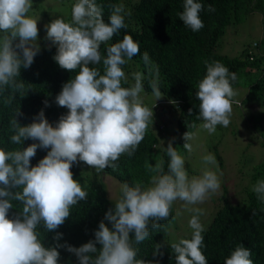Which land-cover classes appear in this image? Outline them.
I'll use <instances>...</instances> for the list:
<instances>
[{
  "label": "clouds",
  "instance_id": "1",
  "mask_svg": "<svg viewBox=\"0 0 264 264\" xmlns=\"http://www.w3.org/2000/svg\"><path fill=\"white\" fill-rule=\"evenodd\" d=\"M208 1L183 0L179 19L193 32L204 26L200 18L204 7L208 11L215 10ZM32 9L33 0H0V90H23L25 85L19 78L20 70L29 68L40 51L37 42L40 17ZM130 14L123 4H115L105 22L103 9L95 0H75L70 21L57 17L46 25L43 46H56L53 59L60 68L75 75L62 85L55 97L56 104L67 109L55 125L46 119L43 109L31 123L21 125L16 119L19 114L16 110L10 121L9 137L10 144L15 147L0 146V264H59L57 249L60 247L74 253L79 264H152L138 258V245L170 214L174 222L168 226L169 239L162 241L170 244L175 264H207L203 252L207 229L210 224L229 223V212L234 219H243L228 232L225 242H234L225 252L224 264H264V251L256 248L261 244L246 247L236 244L244 223L259 226L264 223V159L250 168L247 166L246 170L240 164L235 168L241 174L240 184L245 179L248 182L241 194L228 197L225 189L228 179L220 181L217 171L208 167L217 164L214 154L203 155L205 167L201 174L190 176L185 158L171 142L161 147L166 148L169 158L167 170L161 158L154 166L149 165L152 175L147 185L124 182L115 202L108 200L114 207L105 212L104 220L111 223V229L101 220L94 232L95 239L82 240L81 245L76 243L77 247L66 243L45 247L42 243L38 229L42 226L45 231L56 230L69 217L73 206L87 198L88 192L80 179L89 180L90 175H99L108 167L116 168L122 155L135 153L149 127L159 138L164 136L162 130L168 121L159 114V108L153 112L154 104L145 105L140 95L142 90L149 93L144 89L147 76L140 75V84L130 86L126 80L129 72L123 70V65L139 53L138 42L124 35L121 40L109 44L125 27L124 18ZM258 40L252 42L249 59L253 54L263 55ZM102 44L107 45L103 57ZM101 62L103 73L90 67ZM204 64L206 73L196 86L198 118L203 121L201 127L213 134L218 126L227 127L231 122L237 95L233 84L237 75L218 60H206ZM153 91L156 100L162 96L157 85H153ZM44 104L49 106L47 100ZM246 105L258 109L255 103ZM157 118L161 120L158 124ZM26 139L34 142L21 148ZM191 139V133L185 132L183 155L192 151L188 143ZM173 140L177 142L176 134ZM38 148L48 151L37 164L31 165L30 160ZM161 148L159 150H163ZM219 189L220 194L209 200L203 212L200 208L191 209L194 215L187 228L175 222L181 201L188 205L201 204ZM242 191L254 192L261 208H252L246 215L243 200L246 194ZM14 201L18 202L20 212L10 218L9 210ZM228 204L232 207L228 208ZM181 235L185 237L177 242L170 241ZM259 235L264 239V224ZM61 236L57 232L54 239L58 241ZM159 247L156 245L151 257L156 259Z\"/></svg>",
  "mask_w": 264,
  "mask_h": 264
},
{
  "label": "trees",
  "instance_id": "2",
  "mask_svg": "<svg viewBox=\"0 0 264 264\" xmlns=\"http://www.w3.org/2000/svg\"><path fill=\"white\" fill-rule=\"evenodd\" d=\"M74 2L75 0H69L68 3L61 2L64 7V17L61 18L66 21L71 20L69 14ZM95 3L102 7L105 22L108 21L112 5L123 4L126 12L131 13L124 18L125 27L109 41V44L121 40L124 35H130L138 42L139 53L123 65V70L129 73L137 70L141 76H147L148 80L144 84V89L149 93H154L153 85L159 87L163 96L162 104L169 105L167 108H159V114L170 118H166V121L175 122L177 142L172 144L180 154L185 152L184 133H190L197 124L203 123L198 118L199 100L196 97V86L206 73L204 61L218 60L229 71L235 72L237 80L233 87L243 84L244 77L251 79L244 83L246 95L242 103H255L260 106L264 102V6L260 4V0H209V5H212L215 10L208 11V8L204 7L200 13L204 26L197 32L186 27L179 19L178 14L183 11V0H95ZM255 10H261V13L253 12ZM250 12L256 14L257 29L260 28V24L262 25V34L257 44L263 51L262 56L253 54L251 59L248 52L252 48L253 39L249 42L237 39V32L240 30L238 24H241L243 16ZM245 20L246 18L244 22H249ZM148 31L151 34H148ZM45 37L37 41L40 44V51L34 57L31 66L20 70L19 78L25 85L24 89L19 92L10 88L0 90V146L15 147L10 144L9 137L11 135L10 121L16 110L19 113L16 119L21 125L31 123L41 109L44 110L46 119L53 125L61 115L67 112L66 108L56 104L55 97L61 91L62 85L73 78L75 73L59 67L53 59L56 46L51 48L43 46ZM106 47L107 45L104 44L100 46L102 57L106 55ZM234 47L240 50L231 55L229 50ZM90 67H96L103 73L102 62ZM122 85L125 87L123 83ZM45 100L48 101L47 107L44 104ZM159 137L149 127L133 155H122L116 162V168L108 167L98 174L102 178L109 176L120 184L127 182L131 185L135 182H143L147 185L152 175L148 170L149 165L154 166L162 158L167 170L169 158L166 155V149L159 150L156 146ZM33 142L31 139H26L20 147H26ZM47 151L48 149L38 148L30 164H37ZM99 177L93 178L92 181L77 180L86 189L88 196L73 206L69 217L61 226L54 231H45L42 226L38 229L45 247H55L57 243L77 247L76 243L81 245L82 240L95 239L94 232L98 230L99 222L104 220L105 212L114 207L103 192L99 191L100 187L103 190V183ZM97 181H100L99 184L96 183ZM242 192L246 194L243 197L244 207L247 208L246 215L252 208H261L255 201L257 196L254 192ZM230 207L232 205L228 204V208ZM19 212L18 202L14 201L13 207L9 210V217H14ZM242 219H234L229 212V223L222 226L209 225L205 236L206 245L203 248L207 264H224L227 256L225 252L234 242H225L228 232ZM172 221L174 222V217L170 214L167 220L159 222L160 226L153 229L149 238L138 245V258L150 261L152 264H175V255L170 244L162 241L169 239L168 226ZM104 222L111 229V223L107 220ZM263 224L259 226L244 223L241 228V238L236 244L240 243L244 247L248 244L255 246L261 244L256 248L264 251V239L259 235V229ZM57 232L62 234L58 241L54 239ZM156 245L160 247L155 252V259L151 257V254L156 249ZM57 250L60 253L59 264H79L76 255L67 251L65 247Z\"/></svg>",
  "mask_w": 264,
  "mask_h": 264
},
{
  "label": "rangeland",
  "instance_id": "3",
  "mask_svg": "<svg viewBox=\"0 0 264 264\" xmlns=\"http://www.w3.org/2000/svg\"><path fill=\"white\" fill-rule=\"evenodd\" d=\"M62 1L68 3L69 0H33L32 12L40 17L38 20V23H40V25H38V40L46 36V25L51 20L57 17H64ZM260 4L264 6V0H260ZM245 18L249 20V22H244ZM242 19L243 21L241 24H238L240 30L237 32V39L246 42L252 39L253 41L258 40L262 34V25L260 24V28L257 29L256 14H247L243 16ZM239 45L241 44L239 43ZM238 50H240L238 47H234L233 49L230 48L229 53L233 55L234 52L236 53ZM140 78V73L137 70H132L130 73L126 74V80L130 86H134L137 83L140 84ZM249 81H251L250 78L244 77L243 84L234 86L237 95L234 98L235 102L233 104V112L229 126H218L215 133L209 134L207 130L201 127L202 123L197 124L195 129L190 132L192 139L188 141V143L192 145V151H187L186 155L181 154L185 158V168L190 176L201 174L205 167L202 162L203 155L207 153L214 154L217 164L215 166L209 165L208 167L217 171L220 181L222 179H228L225 185L228 197L241 194L242 188L246 186L248 182V180L245 179L240 184L241 174L236 171L235 168L240 164V166L246 170L247 166L250 168L264 159V102L258 106L260 109H252L250 106L242 103V99L246 92L244 83ZM140 95L145 105L151 107L154 104L153 112L158 110V108H167V106H169L168 104H162L163 96L156 100L155 93H144L143 90ZM166 118L168 117L166 116ZM160 121L159 118L156 119L157 124ZM162 134L164 136H161L156 144L159 148L174 141L175 122L168 120L167 125L162 130ZM165 139H167L168 142L165 141ZM161 149L166 148L163 147ZM99 176L90 175V181ZM99 180H102L103 183V190L100 187L99 191H102L108 200L115 202L121 184L109 176H103V178L100 176ZM100 181L96 183L99 184ZM220 189L218 192L210 194L209 198L201 204L188 205L184 201H181L180 213L176 217L175 222H177L181 228H187L186 226H189L188 222L190 218L194 215L191 209L200 208L203 212L209 206V200L220 194ZM184 237L185 235L176 236L175 239H170V241L177 242Z\"/></svg>",
  "mask_w": 264,
  "mask_h": 264
}]
</instances>
